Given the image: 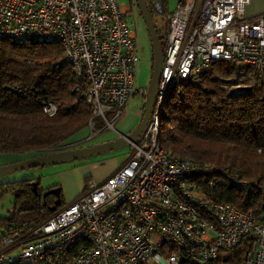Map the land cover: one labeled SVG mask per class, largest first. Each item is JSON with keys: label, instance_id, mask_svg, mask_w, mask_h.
Wrapping results in <instances>:
<instances>
[{"label": "built area", "instance_id": "1", "mask_svg": "<svg viewBox=\"0 0 264 264\" xmlns=\"http://www.w3.org/2000/svg\"><path fill=\"white\" fill-rule=\"evenodd\" d=\"M251 1L177 0L150 118L126 160L102 180L89 178L44 221L2 237L0 264H213L248 234L243 264H264V180L169 157L158 144L174 83L217 58L264 70V10L248 14ZM130 11L120 0H0V37L58 42L90 105V130L99 118L125 136L114 126L122 107L133 92L143 101L147 94L133 86L139 55Z\"/></svg>", "mask_w": 264, "mask_h": 264}, {"label": "trees", "instance_id": "2", "mask_svg": "<svg viewBox=\"0 0 264 264\" xmlns=\"http://www.w3.org/2000/svg\"><path fill=\"white\" fill-rule=\"evenodd\" d=\"M158 2H146L152 18ZM128 3L131 11L138 9L135 0ZM78 82L58 42L0 37V157L14 162L85 137L91 108L75 90ZM48 102L55 105L52 114L44 111ZM163 107L158 144L169 157L215 163L247 179L264 180V70L236 59H213L208 69L174 83ZM98 123L103 121L96 118ZM89 178L84 177V184ZM53 187L41 186L39 176L0 182L1 193H15L13 207L0 217V239L60 209L65 204L61 189L43 195ZM252 238L244 235L232 248L221 250L213 264H243ZM181 264L195 263L184 257Z\"/></svg>", "mask_w": 264, "mask_h": 264}, {"label": "rangeland", "instance_id": "3", "mask_svg": "<svg viewBox=\"0 0 264 264\" xmlns=\"http://www.w3.org/2000/svg\"><path fill=\"white\" fill-rule=\"evenodd\" d=\"M120 2L128 5L129 0H120ZM176 5H177V0H159L157 4V10L153 12L152 20L155 25L157 34L161 38L160 41L163 47L167 34V15L169 12L174 10ZM262 8H263V4H261L259 0H252L247 6V13L252 15L256 12H259ZM126 19L133 26V28H135L136 41H137L136 47H137V53L139 55V61L137 63L133 86L137 90L141 88L147 89L153 71L152 47H151L150 37L138 9L132 8V11L127 12ZM143 102H144L143 96L141 95L140 92H133L132 94H130V96L126 101V104L121 109L122 114L119 116L118 120L114 123V126L118 131H119V123L121 122L122 119H125L128 116V112L139 113V115L142 113ZM92 132H93L92 137L87 138L78 143H73L70 147L74 148L75 146L81 144L88 145V144L99 143V142H103V140L113 139L118 136V133L115 130H113L110 127L105 128V125L102 124L101 126L100 123L97 124L96 129L93 130ZM130 150H131V145L128 143L126 145H123L117 149L111 150L102 155L90 157L84 160H74L70 162H65L64 166L80 164L85 161H88V164H91L92 162H106L109 160L112 163L115 162L120 163L124 158H126L130 154ZM8 160L9 159L7 157L4 156L0 157V161H2V163H7ZM107 163L108 162H106L105 165H107ZM202 163H210V162H202ZM61 166L63 167L62 163L47 164V165L33 166V167L17 169L14 171H9L7 173L0 175V182L4 180L5 181L16 180L26 177L39 176L42 181L41 186L45 187L46 185L54 184V182H61V177L56 173V171H59V168ZM90 176L95 180L98 181L100 180V177L96 176L95 174ZM56 186L60 187L61 189V199L67 201L66 200L67 191L71 186L65 184L64 186L63 184L62 185L57 184ZM81 189L82 187L79 188L78 193L81 191ZM14 201H15V193H12L11 191H3L2 193L0 192V217L8 215L9 210L13 207Z\"/></svg>", "mask_w": 264, "mask_h": 264}, {"label": "water", "instance_id": "4", "mask_svg": "<svg viewBox=\"0 0 264 264\" xmlns=\"http://www.w3.org/2000/svg\"><path fill=\"white\" fill-rule=\"evenodd\" d=\"M153 1H157V0H153ZM135 2L137 4L138 10L142 16V19L145 23L147 32L150 37L151 47H152V58H153V71L151 74L149 86L147 88V94L144 101V108L140 121L138 122L136 127L131 132L126 133L125 136H119L99 143L88 144L60 152L33 156L22 160L1 164L0 175L7 173L9 171H14L17 169H22L27 167L65 163L74 160L88 159L90 157L102 155L111 150L126 145L131 141H134L142 133L150 118V114L153 108L154 96L160 78V70L162 64V46L157 31L155 29V25L153 23L152 17L150 16V13L148 11L146 1L135 0ZM248 87H249L248 85H239L238 89H247ZM59 190H60L59 187H53L45 191L43 195H46L47 193L58 194ZM58 203L59 200H56L55 205H53L52 208L55 209Z\"/></svg>", "mask_w": 264, "mask_h": 264}, {"label": "crops", "instance_id": "5", "mask_svg": "<svg viewBox=\"0 0 264 264\" xmlns=\"http://www.w3.org/2000/svg\"><path fill=\"white\" fill-rule=\"evenodd\" d=\"M259 2L261 4H263V8L260 10V11H262V10H264V0H259ZM140 117L141 116L139 115V113L128 112V116L125 119H122L121 122L119 123V131L126 133L129 129H131L132 127L137 125V123L140 120ZM85 133H86L85 137H82L80 135V137H81L80 139L78 138L77 140L72 141V142H68V143H70V144L71 143H78V142H81V141L93 136L92 135L93 132L91 130L86 129ZM117 137H119V136H117ZM107 140H109V139H107ZM103 141H105V140H103ZM126 158H124L120 163H117V162L112 163L110 160L106 161V162H108L107 165H105L106 162H92L91 164H88V161L82 162L80 164L69 165V166L68 165L64 166V163H62L63 167L61 166L59 168V171H56V173L61 177V182H54V184H51V185H57V184L62 185L63 184V186H64V184H65V185L71 186V187H69V189L67 191V195H66L67 201H64L65 203H68L70 201V199L72 200L76 197V195L78 194L79 188L80 187L83 188V186H84V180L83 179H84L85 175L90 176V175L95 174L96 176L100 177V180H102V178L106 177L108 174L113 172L118 166H120L126 160ZM41 183H42V181H41ZM47 186H50V185H46L45 187H47Z\"/></svg>", "mask_w": 264, "mask_h": 264}, {"label": "flooded vegetation", "instance_id": "6", "mask_svg": "<svg viewBox=\"0 0 264 264\" xmlns=\"http://www.w3.org/2000/svg\"><path fill=\"white\" fill-rule=\"evenodd\" d=\"M133 1V0H132ZM146 2L148 1V0H145ZM128 5H129V3H128ZM129 8H130V6H129ZM131 9V8H130ZM73 143H66V144H60L59 146H57V147H53V148H51V149H49L48 151H46L45 153H43V154H48V153H55V152H60V151H64V150H68V149H71V145H72ZM85 144H81V145H78V146H75L74 148H76V147H79V146H84ZM87 145V144H86ZM65 148H68V149H65ZM43 154H40V155H43ZM38 156V155H37ZM82 160H84V159H82Z\"/></svg>", "mask_w": 264, "mask_h": 264}, {"label": "bare ground", "instance_id": "7", "mask_svg": "<svg viewBox=\"0 0 264 264\" xmlns=\"http://www.w3.org/2000/svg\"><path fill=\"white\" fill-rule=\"evenodd\" d=\"M132 142V141H131ZM131 142H129V144L131 143ZM131 145V144H130Z\"/></svg>", "mask_w": 264, "mask_h": 264}, {"label": "clouds", "instance_id": "8", "mask_svg": "<svg viewBox=\"0 0 264 264\" xmlns=\"http://www.w3.org/2000/svg\"><path fill=\"white\" fill-rule=\"evenodd\" d=\"M121 132V131H120ZM123 133V132H122Z\"/></svg>", "mask_w": 264, "mask_h": 264}]
</instances>
